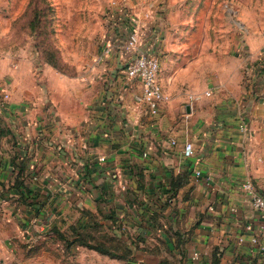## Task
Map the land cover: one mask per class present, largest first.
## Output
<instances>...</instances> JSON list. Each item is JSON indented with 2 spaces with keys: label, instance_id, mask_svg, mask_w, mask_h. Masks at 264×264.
<instances>
[{
  "label": "crops",
  "instance_id": "crops-1",
  "mask_svg": "<svg viewBox=\"0 0 264 264\" xmlns=\"http://www.w3.org/2000/svg\"><path fill=\"white\" fill-rule=\"evenodd\" d=\"M0 40V232L94 218L137 263L159 260L162 242L164 261L177 264H264L251 240L264 218L242 188L250 179L264 195V39L246 43V70L224 67L194 84L200 70L171 51L184 43L166 37L170 100L158 115L135 100L141 87L126 77L121 49L96 55L74 89L68 75L14 47L8 23Z\"/></svg>",
  "mask_w": 264,
  "mask_h": 264
},
{
  "label": "rangeland",
  "instance_id": "rangeland-1",
  "mask_svg": "<svg viewBox=\"0 0 264 264\" xmlns=\"http://www.w3.org/2000/svg\"><path fill=\"white\" fill-rule=\"evenodd\" d=\"M29 1L0 0V14L7 16L4 22L0 15V34L8 23L14 47L32 50L42 64L45 55L39 43L49 42L57 47L63 67L58 72L72 78L74 89L80 87L85 71L92 69L96 55L108 46L121 49L133 17L140 25L142 47L157 53L163 62L168 53L164 50L166 37L174 45L184 43L180 47L185 52L180 48L171 51H175V56L179 51V60L186 63L184 67L200 70L198 76L190 75L194 84L213 79L218 75L216 71L224 67L246 70L250 61L244 56L246 43L253 41L259 45L264 39V0L38 1V7H43L44 12L43 29L37 30H32L29 24L34 7V1L28 5ZM238 52L244 57H235ZM14 226L0 232V264H141L130 261L132 255L124 248L125 242L117 240L104 226L88 228L89 235L85 237L92 243H104L117 256L78 242L69 244L60 233L72 239L70 226L26 232L17 224ZM158 253L160 260L151 259L146 263L164 264L162 242Z\"/></svg>",
  "mask_w": 264,
  "mask_h": 264
},
{
  "label": "built area",
  "instance_id": "built-area-1",
  "mask_svg": "<svg viewBox=\"0 0 264 264\" xmlns=\"http://www.w3.org/2000/svg\"><path fill=\"white\" fill-rule=\"evenodd\" d=\"M128 28L127 36L120 46L126 61L123 67L124 72L129 80L138 83L141 87L140 91L134 93L135 100L141 103L150 114L158 115L164 103L170 100V94L165 90L161 81V58L156 53L145 52V50L139 51L142 46V35L140 25L135 17L128 24ZM112 50V47L108 46L104 52L110 53ZM262 50L264 56V42ZM210 93V91H206L207 95ZM7 96L5 94V98ZM190 96L195 98L193 94ZM176 142V139H172V143ZM195 150L193 141L186 140L183 145V154L186 157H192ZM201 173L200 169H196V175ZM242 188L249 195L259 215L264 218V195L250 179L242 183ZM248 228L251 229L252 226L248 225ZM251 240L264 253V225H262L260 232H255L252 235Z\"/></svg>",
  "mask_w": 264,
  "mask_h": 264
},
{
  "label": "trees",
  "instance_id": "trees-1",
  "mask_svg": "<svg viewBox=\"0 0 264 264\" xmlns=\"http://www.w3.org/2000/svg\"><path fill=\"white\" fill-rule=\"evenodd\" d=\"M34 1V7H33V16L29 22L30 26L32 27V30H37L38 28L40 29H43L42 27V15H43V12H44V8L43 7H38V4L37 2L38 1H46V0H30L29 1V4L28 5H31ZM39 46L42 47V52L44 53L45 55V61L48 62L49 64H51L54 68H56L57 70H60L62 71L63 70V67H62V63H60L61 59L60 57L58 56V49L57 47H54L52 46L51 43H42L40 42L39 43ZM25 191L27 192H30V190L28 188H25L24 189ZM96 226H101L103 227V223L97 221L96 219L92 218L89 222V224H72L70 225V229H71V233H72V239H68L66 237V234L65 233H60L61 236L64 237V239L66 241H68L69 244L73 243V242H78L79 244H82V245H85V246H88V247H91V248H94L102 253H106V254H111L113 256H117L115 255L111 249L106 246L104 243H92L90 242V239H87V234L88 233V228H95ZM177 234V244L180 245V243L182 242V236H181V233L179 231L176 232ZM86 236V237H85ZM113 236H116V235H113ZM117 240H120L121 242H125L123 245H124V248L126 250H128L129 252V259L131 262L133 263H137V259L135 258V255H134V252L132 251L131 247L129 246V244L121 237V236H117ZM182 256L185 257L187 256V253L186 251H182ZM160 260V259H159ZM217 257L213 259V262L214 264L217 263ZM143 264H148L146 262H142ZM141 263V264H142ZM164 264H177L175 262V259L174 260H165L164 261ZM180 264H184L183 263V260L181 259V263Z\"/></svg>",
  "mask_w": 264,
  "mask_h": 264
},
{
  "label": "water",
  "instance_id": "water-1",
  "mask_svg": "<svg viewBox=\"0 0 264 264\" xmlns=\"http://www.w3.org/2000/svg\"><path fill=\"white\" fill-rule=\"evenodd\" d=\"M187 110L190 111V105L189 104L187 105Z\"/></svg>",
  "mask_w": 264,
  "mask_h": 264
}]
</instances>
